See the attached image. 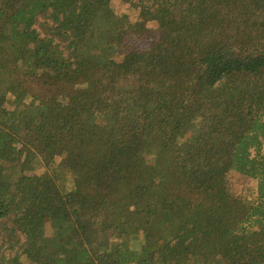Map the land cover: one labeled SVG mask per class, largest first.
<instances>
[{
  "label": "trees",
  "instance_id": "16d2710c",
  "mask_svg": "<svg viewBox=\"0 0 264 264\" xmlns=\"http://www.w3.org/2000/svg\"><path fill=\"white\" fill-rule=\"evenodd\" d=\"M112 1L0 0V264H264V0Z\"/></svg>",
  "mask_w": 264,
  "mask_h": 264
},
{
  "label": "rangeland",
  "instance_id": "374dc122",
  "mask_svg": "<svg viewBox=\"0 0 264 264\" xmlns=\"http://www.w3.org/2000/svg\"><path fill=\"white\" fill-rule=\"evenodd\" d=\"M112 7L116 11L117 14H128L129 19L131 21H135L139 17V8L132 6L130 2H126L124 0H113ZM159 28V23L157 21H149L146 35H137L138 37H134L130 40L132 44L138 43V45H145L147 41H142V37L146 36V39L151 41L154 37L156 38L157 32ZM136 39V40H133ZM149 43H147L148 46ZM58 162V161H57ZM228 180L231 186V190L235 195H245L248 198H254L256 194L257 181L252 180L244 175L230 172L228 174Z\"/></svg>",
  "mask_w": 264,
  "mask_h": 264
}]
</instances>
